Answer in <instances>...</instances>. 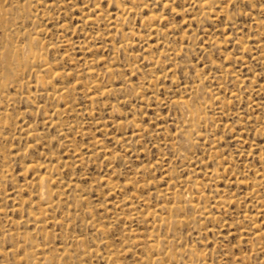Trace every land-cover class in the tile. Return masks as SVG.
Masks as SVG:
<instances>
[{"label": "rangeland", "instance_id": "rangeland-1", "mask_svg": "<svg viewBox=\"0 0 264 264\" xmlns=\"http://www.w3.org/2000/svg\"><path fill=\"white\" fill-rule=\"evenodd\" d=\"M0 3V264H264V0Z\"/></svg>", "mask_w": 264, "mask_h": 264}, {"label": "bare ground", "instance_id": "bare-ground-1", "mask_svg": "<svg viewBox=\"0 0 264 264\" xmlns=\"http://www.w3.org/2000/svg\"><path fill=\"white\" fill-rule=\"evenodd\" d=\"M203 3H204V2H203ZM0 4H1V3H0ZM0 7H1V5H0ZM0 10H1V9H0ZM2 11H4V10H2ZM2 13H3V12H2ZM2 13H0V14L2 15ZM2 17H3V16H2ZM0 21H1V20H0ZM118 24H119V23H118ZM25 37H26V36H25ZM29 45H30V44H29ZM28 49H29V48H28ZM28 49H27V50H28ZM29 50H30V49H29ZM12 51H13V50H12ZM7 52H8V51H6V53H7ZM25 52H26V51H25ZM8 53H9V52H8ZM10 53H11V51H10ZM13 53H14V52H13ZM22 53H23V51H22ZM31 53H32V51H31V52H28V54H31ZM16 54H17V53H16ZM34 54H35V53H34ZM4 55H5V53H4ZM7 56H8V55H7ZM8 57H9V56H8ZM10 57H11V56H10ZM18 57H19V56H17L16 59H18ZM27 57H29V56H27ZM36 57H37V55H36ZM36 57L32 54V58H33L34 60H35ZM1 58H2V57H1ZM6 58H7V57L5 56V60H6ZM38 58H41V57L39 56ZM11 59H13V58H11ZM28 59H30V58H28ZM33 59H32L31 61H33ZM41 59H42V58H41ZM9 60H10V58H9ZM38 60H39V59H38ZM12 61H13V60H12ZM36 61H37V60H36ZM2 62H4V61H2ZM33 62H34V61H33ZM7 63H8V61H7ZM40 63H41V62H40ZM3 64H5V62H4ZM3 64H2V66H4ZM8 66H9V65H8ZM8 66H7V68H8ZM41 66H42V65H41ZM7 68H6V69H7ZM42 68L45 69V65H44ZM46 68H47V67H46ZM7 70H8V69H7ZM40 78H41V77H40ZM38 84H39V83H38ZM187 108H188V107H187ZM187 108H186V109H187ZM185 116H186V115H185ZM193 116H194V115H193ZM188 128H189V127H188ZM39 179H40V180H39V182H38V187H37V189L39 190V192H38L39 195H40V196H43L44 194H45V195H50V194H48V193H49V190H48V191H47V190L44 191V189H45L46 187L42 184V183H43V180H42L41 178H39ZM44 181H45V179H44ZM44 183H45V182H44ZM47 189H48V188H47ZM39 195H38V196H39ZM46 197H47V196H46ZM46 197H45V198H46ZM39 198H40V197H39ZM46 199H47V198H46ZM46 199H45V200H46ZM47 200H48V199H47ZM47 202H49V201H47ZM170 211H171V210H170ZM175 217H176V216H175ZM160 258H161V256H160ZM175 258H176V257H175ZM44 261H47V260H44Z\"/></svg>", "mask_w": 264, "mask_h": 264}]
</instances>
